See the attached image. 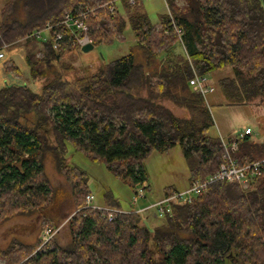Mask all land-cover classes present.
I'll use <instances>...</instances> for the list:
<instances>
[{"label":"trees","instance_id":"trees-1","mask_svg":"<svg viewBox=\"0 0 264 264\" xmlns=\"http://www.w3.org/2000/svg\"><path fill=\"white\" fill-rule=\"evenodd\" d=\"M106 1L7 0L0 8V45L25 39L80 3ZM141 2L121 0L124 14L115 4L87 20L93 46L123 39L130 29L141 59L131 49L78 78L76 90L60 74L47 79L40 92L25 83L0 87V221L48 206L65 220L80 208L90 192L89 176L67 162L70 148L102 162L130 188L148 181L143 162L153 151L175 145L188 167L187 184L215 172L221 142L208 133L213 120L205 97L188 83L194 73L230 67L232 75L216 82L228 103L264 100V0H166L168 12L155 23ZM64 34L58 48L54 29L40 40L44 63L77 48ZM47 154L65 184L52 187ZM262 156L264 141L251 136L234 153L239 163ZM250 184L243 189L212 183L190 202L172 204L164 223L152 230L145 223L150 213H122L108 221L96 210L80 209L62 226L67 246L53 238L30 255L40 239L35 244L16 239L0 249V264H264V167ZM173 189L167 186L163 193ZM103 203L121 207L111 190L103 193Z\"/></svg>","mask_w":264,"mask_h":264},{"label":"rangeland","instance_id":"rangeland-1","mask_svg":"<svg viewBox=\"0 0 264 264\" xmlns=\"http://www.w3.org/2000/svg\"><path fill=\"white\" fill-rule=\"evenodd\" d=\"M6 1L0 0V8ZM178 3L181 4L182 2L178 1ZM83 4L85 3L78 4L76 8ZM140 5L153 23L157 21L159 14L168 12L164 0H142ZM121 14H124V9H122ZM46 34L47 32L44 33V35ZM2 42L6 44L4 52L7 62L5 68L0 66V87L5 82L25 83L35 92H40L42 85L54 74H60L68 81V88L76 90L78 78L95 72L103 63L129 54L131 49H133L137 60L142 58L141 51L134 48L137 37L128 28L123 33V39L116 37L111 44L94 45L85 51L76 46L77 48L74 47L65 52L57 60H50L47 63L41 59L43 49L39 39L28 37L16 42ZM175 50L182 52L179 44H176ZM14 66L18 68V71L13 69ZM31 66L35 68V74L32 73ZM230 75H232L230 67L216 70L208 75V84L213 88L204 95L213 120L208 133L211 136H226L227 134L233 135L237 130L250 127L253 130L250 135L251 138L263 142L264 100L256 99L243 105L228 103L219 92L216 82L218 79ZM67 162L88 173V184L90 192L94 195V203L104 205L103 193L111 190L114 197L119 200L122 209H131L134 189L113 176L102 162L91 161L82 153L73 151L71 148L68 151ZM143 166L148 176L149 190L146 192L147 199L145 198L148 202L161 198L163 190L167 186L182 189L187 185L188 167L179 145H175L164 152L153 151L144 160ZM45 169L52 187L65 184L63 176L55 169L49 154L45 158ZM145 199L140 200L139 204H142ZM72 214L73 212L65 220H61L54 212L52 215L48 206L44 210L37 209L28 214H18L2 220L0 221V249L7 248L11 241L16 239L35 244L40 239L45 224L53 225L54 222L58 221L61 228ZM164 220L161 217H149L145 223L152 230L155 226L164 223ZM54 239L60 245L67 246L69 243L67 228L62 227ZM150 246L154 247L153 241H150ZM37 247L38 245L30 255L35 254ZM51 247H53L52 244ZM0 263H3V260L0 259Z\"/></svg>","mask_w":264,"mask_h":264},{"label":"built area","instance_id":"built-area-1","mask_svg":"<svg viewBox=\"0 0 264 264\" xmlns=\"http://www.w3.org/2000/svg\"><path fill=\"white\" fill-rule=\"evenodd\" d=\"M116 0H109L102 3H96L93 5L83 4L79 8L67 10L63 13L62 18L54 23L47 22L43 28L35 29L27 33V37H34L39 40H46L48 36L44 33H49L54 29V48H58L59 39L67 34V38L71 44H74L78 48H81L90 42L88 37V25L87 20L91 16L96 15V11L100 8H108L113 10ZM140 0H127L131 5L137 3ZM142 1V0H141ZM166 3V0H164ZM167 5V4H166ZM168 9V8H167ZM64 30L63 31H60ZM176 33L179 36L178 42L183 47L182 40L180 38V31L175 27ZM167 33V31H165ZM5 47L6 44L2 42L0 45V66L5 67ZM189 85L196 88L204 96L209 90L213 88L208 84V75H199L194 73L188 80ZM253 130L250 127H245L243 130H237L233 135L222 136L220 135L221 142V161L215 172L204 177L203 179H194L190 181L182 189H173L167 193H163L162 197L152 202H146L139 204V201L146 198V192L149 190L147 181L141 182L133 189L131 209L124 210L121 207H112L107 205H101L94 203V195L91 192L85 194L84 203L79 209L90 208L100 213L102 217H105L108 221L113 220L118 214L122 213H150L154 218H165L166 215L171 213V206L174 203H186L190 202L195 196L205 192L209 185L215 182H228L237 183L243 189L251 187L250 180L255 178L261 173L264 167V156L259 157L256 160H246L239 163L234 157V153L238 149L239 141L246 136H250ZM74 211L73 214L76 212ZM72 214V215H73ZM60 227H54L51 224H45L43 226L40 243L37 247V251L45 248V245L54 238Z\"/></svg>","mask_w":264,"mask_h":264},{"label":"crops","instance_id":"crops-1","mask_svg":"<svg viewBox=\"0 0 264 264\" xmlns=\"http://www.w3.org/2000/svg\"><path fill=\"white\" fill-rule=\"evenodd\" d=\"M115 4L117 5V6H119V8L121 9V11H122V4H121V0H116L115 1ZM142 7V6H141ZM46 36H48V33L46 34ZM39 43H40V40H39ZM5 68V67H4ZM231 134H227L226 136H230ZM147 199V198H146ZM144 200V201H142L143 203L142 204H144V203H146V202H148L147 200Z\"/></svg>","mask_w":264,"mask_h":264},{"label":"water","instance_id":"water-1","mask_svg":"<svg viewBox=\"0 0 264 264\" xmlns=\"http://www.w3.org/2000/svg\"><path fill=\"white\" fill-rule=\"evenodd\" d=\"M92 47H93V44L91 42H89L85 46L81 47V49L85 51V50H88V49H90Z\"/></svg>","mask_w":264,"mask_h":264}]
</instances>
